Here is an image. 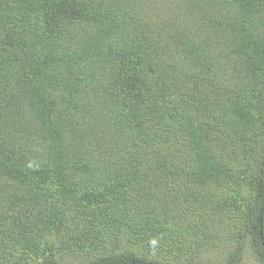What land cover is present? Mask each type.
I'll use <instances>...</instances> for the list:
<instances>
[{
  "label": "trees",
  "instance_id": "trees-1",
  "mask_svg": "<svg viewBox=\"0 0 264 264\" xmlns=\"http://www.w3.org/2000/svg\"><path fill=\"white\" fill-rule=\"evenodd\" d=\"M152 1L0 0V264H264V0Z\"/></svg>",
  "mask_w": 264,
  "mask_h": 264
},
{
  "label": "rangeland",
  "instance_id": "rangeland-1",
  "mask_svg": "<svg viewBox=\"0 0 264 264\" xmlns=\"http://www.w3.org/2000/svg\"><path fill=\"white\" fill-rule=\"evenodd\" d=\"M152 1V0H151ZM153 6V1L151 2V4ZM64 264H77L75 262H71L70 260L66 261Z\"/></svg>",
  "mask_w": 264,
  "mask_h": 264
}]
</instances>
